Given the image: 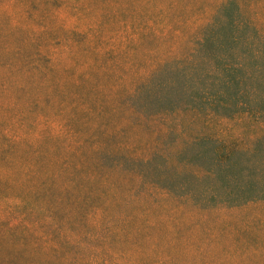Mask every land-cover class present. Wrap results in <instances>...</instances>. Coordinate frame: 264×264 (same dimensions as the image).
Instances as JSON below:
<instances>
[{
    "label": "trees",
    "instance_id": "1",
    "mask_svg": "<svg viewBox=\"0 0 264 264\" xmlns=\"http://www.w3.org/2000/svg\"><path fill=\"white\" fill-rule=\"evenodd\" d=\"M52 1L20 0L22 21L8 32L0 25V264H100L84 260L83 251L79 258L61 251L83 249L76 234L85 229L97 240L124 243L120 236H131L107 214L123 183L143 185L146 197L194 182L195 199L226 208L264 201V137L231 146L195 133L178 144L176 158L185 161L173 171L155 146L125 141L122 125L132 119L153 140L170 136L173 128L160 122L184 111L245 115L264 125V29L243 17L236 0L218 7L184 58L168 48L136 76L123 105L81 92L83 81L58 83L63 56L107 55L112 48L99 51V32L91 28L55 30ZM95 189L109 194L92 196ZM104 196L108 206L99 203Z\"/></svg>",
    "mask_w": 264,
    "mask_h": 264
},
{
    "label": "rangeland",
    "instance_id": "2",
    "mask_svg": "<svg viewBox=\"0 0 264 264\" xmlns=\"http://www.w3.org/2000/svg\"><path fill=\"white\" fill-rule=\"evenodd\" d=\"M225 1L53 0L56 5L50 4L49 13L50 17L54 16L52 26L55 30L77 25L79 30L91 28L99 32V51L112 48L111 54L89 53L88 57L80 54L65 57L60 53L63 57L58 65L65 74L60 72L58 83L83 81L81 92L95 91L123 105L134 78L147 74L152 63L162 58L168 48L173 57L184 58L191 52L203 27ZM19 2L0 0V10L7 14V20L0 17L1 30L4 28L8 32L9 25L22 21L20 10L26 6ZM236 2L245 19L264 29V0ZM59 5L60 9L56 7ZM102 63L105 69L98 73ZM57 116L50 113L52 119L59 118ZM160 123L172 127L173 133L153 140L152 135L147 136L144 126L135 128L134 120L125 119L122 124L128 137L125 141L140 149L155 146L165 155L173 171L185 161L176 158L178 144L191 139L195 133L229 142L231 146L244 143L252 146L255 136L264 137V125L259 119L245 115L220 119L216 115L208 118L203 112L195 117L184 111ZM191 183L192 186L186 182L182 185L184 182L180 181L179 186H182L178 191L167 195L154 191L146 197L142 195L143 185L123 183L117 204L113 202L107 214L115 224H125L131 236H120L124 243L110 241V238L103 240L105 236L97 240L94 232L87 234L85 229L76 234L83 249L63 248L61 253L79 258L81 254L77 253L83 251L84 260L100 264H264V201L226 208L222 203L195 199L194 182ZM96 193L109 194L95 189L92 196ZM110 201L111 198L104 196L99 203L108 206ZM32 219L39 220V217ZM71 261L64 262L70 264Z\"/></svg>",
    "mask_w": 264,
    "mask_h": 264
}]
</instances>
